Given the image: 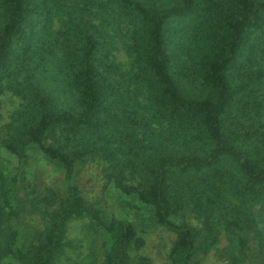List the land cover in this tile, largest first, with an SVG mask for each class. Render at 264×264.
Instances as JSON below:
<instances>
[{
  "label": "trees",
  "instance_id": "obj_1",
  "mask_svg": "<svg viewBox=\"0 0 264 264\" xmlns=\"http://www.w3.org/2000/svg\"><path fill=\"white\" fill-rule=\"evenodd\" d=\"M55 17L65 30L52 29ZM9 82L28 105L0 125V155L40 145L68 185L48 196L0 167V264H69V223L86 210L76 168L115 157L110 137L123 126L127 139L153 121L179 147L158 146L143 185L124 169L116 181L179 234L173 264H195L201 245L223 238L227 264L264 262V0H0V90ZM29 213L41 219L34 230L23 227ZM107 230L101 264H131L134 223L114 217Z\"/></svg>",
  "mask_w": 264,
  "mask_h": 264
},
{
  "label": "rangeland",
  "instance_id": "obj_2",
  "mask_svg": "<svg viewBox=\"0 0 264 264\" xmlns=\"http://www.w3.org/2000/svg\"><path fill=\"white\" fill-rule=\"evenodd\" d=\"M52 29L55 32L66 29L60 17L54 18ZM115 53L126 72L132 73V56L124 49ZM144 92L145 89L138 90L136 94L138 100L146 102L147 94ZM27 105L26 97L14 89L10 82L9 86H3L0 90V125L4 126L13 121L21 110H26ZM164 129L165 125L153 121L148 134L131 135L124 139L128 130L123 126L122 132H115L110 137L111 147H114V151L110 153L115 157L108 159L95 155L78 165L75 181L84 195L86 210L69 223L65 247L67 253L72 256L69 264H92L93 261H96V264L102 263L110 246L107 225L114 217L127 218L134 223L135 230L132 233L130 248L131 264H173L172 253L179 234L161 224H155L151 218V206L139 196V191H130L133 188L124 191L116 181L117 172L124 169L127 171V184L136 187L143 185L146 170L144 165H150L149 158L161 152L155 151L158 146L165 141L170 146L179 147L178 143L171 139L172 127L166 132ZM130 143L148 148L146 151H121ZM151 147L153 151H148ZM0 167L4 169L3 174L7 182L22 185L23 181L27 180L48 196L65 190L68 185L65 170L47 158L40 145L30 150L27 158L22 159L12 151L4 149L0 155ZM126 199L130 201L125 202ZM16 207H19V203ZM22 219L23 227L25 225L30 230L41 225L38 213L26 214ZM226 244V239L223 238L214 246L201 245L195 264H227L218 254V249L220 251ZM18 256L19 252L16 257Z\"/></svg>",
  "mask_w": 264,
  "mask_h": 264
}]
</instances>
